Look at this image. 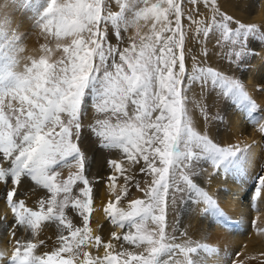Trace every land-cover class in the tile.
I'll list each match as a JSON object with an SVG mask.
<instances>
[{"label": "snow or ice", "instance_id": "snow-or-ice-1", "mask_svg": "<svg viewBox=\"0 0 264 264\" xmlns=\"http://www.w3.org/2000/svg\"><path fill=\"white\" fill-rule=\"evenodd\" d=\"M116 3V12L110 10L108 0H66L63 7L54 3L45 13L50 17L48 26L58 38H73L70 46L62 49L63 57L54 63L40 60L26 77L13 74L10 63L0 65V99L10 96L18 101V106L0 103V182L11 183L7 201L16 225L30 227L35 234L41 222L58 221L70 233L67 238L60 235L66 248L71 247L73 238L81 247L87 239L89 246L104 249L102 257L87 264H114L117 254H113L111 242L105 244L101 237L88 235L92 189L84 175L85 156L79 145L94 134L103 147L122 150L129 162L139 164L142 159L140 171L151 177L140 189L142 199L132 200L127 208L117 207L122 198L117 193L115 202L107 204L104 211L112 224L119 229L130 228L122 237L117 233L112 236L133 249L141 248L133 253L136 264H198L195 258L203 246L193 241L186 229L180 232L178 221L170 225L169 212L176 210L178 201L190 206L196 199L205 206V214L220 213L217 201L197 182L205 172L203 164L212 169L208 180L237 174L241 169L238 158L253 145L222 146L218 139L197 131L189 109L196 96L190 92L194 84L199 86L201 109L215 90L218 99L227 97L245 104L251 116L259 105L241 82L207 66L200 57L211 59L205 41L212 38L221 49L229 46V52L217 53L221 59L256 56L251 37L258 34L264 40V33L222 12L216 0H188L192 8L187 14L183 0ZM201 3L207 12L200 10ZM126 12L132 13L131 19ZM140 21L151 23L148 34H140ZM102 24H111L117 37L121 28L128 27H136V35L130 46L121 50L106 44ZM190 32L195 33L191 39L201 51L192 56L189 69L185 60L186 52L192 51L186 48ZM2 53L0 46V59L11 61ZM89 100L98 113L108 115L97 119L96 127L82 136L81 114ZM253 127L264 137V117ZM69 159L75 161L78 171L60 180L56 166ZM111 163L117 173L125 172L120 163ZM22 177H30L51 194L40 201L38 211L25 206L23 200L13 201ZM111 179L115 191L116 178ZM130 179L126 177V182ZM78 181L84 186L80 196L74 197L73 185ZM262 193L264 174L258 178L255 195ZM69 206L82 216L83 227L67 218ZM11 235L15 237V232ZM37 247L31 240L24 243L17 238L10 251H0V264H65L60 259L65 252L40 255L36 254ZM128 254L125 248L118 255L122 258Z\"/></svg>", "mask_w": 264, "mask_h": 264}, {"label": "rangeland", "instance_id": "rangeland-1", "mask_svg": "<svg viewBox=\"0 0 264 264\" xmlns=\"http://www.w3.org/2000/svg\"><path fill=\"white\" fill-rule=\"evenodd\" d=\"M153 2H155V0H153ZM260 2L261 0H216V5L227 15L233 16L234 19H237L242 23L253 24L257 27L259 33H264V17L259 16L260 14L258 13ZM54 3L58 7H63L66 0H0V46L3 47L2 55L11 57V61L0 59V65L10 63L9 70L13 74L26 77L33 65L38 63L40 60L46 59L50 63H54L63 57L64 53L62 49L70 46L73 38H58L55 35L54 29L48 26L50 17L45 15V13ZM183 4L186 6L185 14H187V12L191 10L192 6L188 5V0H183ZM142 6L143 5L141 4L140 7ZM108 7L113 12L119 11V5L116 3V0H108ZM199 8L202 12L208 11L202 3L199 5ZM55 15L56 14L53 13V16ZM125 15L128 19L132 18L131 12H126ZM139 23L140 34H148L151 30V23L144 21H140ZM182 23L187 26L188 22L182 18ZM101 28H106V44L121 50L124 47L130 46L132 38L135 37L137 31L136 27H128L127 29L121 28L120 35L117 37L115 29L111 24H107L106 26L102 24ZM193 35H195V33L190 32L189 39L186 41V48L192 49L191 53L186 52L185 63L186 67L189 69L191 68L192 56L198 55L201 51L200 45H198L195 40L191 39ZM217 35H219V33H217ZM200 39H203V37L201 36ZM251 39L253 40V47L258 53L256 56H252L250 58H233L232 60H229L227 57L221 59L217 53L223 54L229 52V46L226 44L225 47L221 49L216 45L215 38H212L210 42L205 41L211 59L200 57L201 59L206 60L207 66L213 67L223 74L236 78L241 82L252 101L259 105V108L254 110L251 116L248 114L245 104L237 103L233 99L227 97L218 99L215 90L205 98V107L204 109H201L199 101V86L194 84L192 86V92H190V95L195 93L196 96V98L193 99L192 103L189 105L192 122L195 125L196 130L209 135L214 140L218 139L222 146L239 143L237 140L239 133L235 132L237 129L234 132L231 129L235 118L238 119V123L240 122L238 127H241V123H243L244 127H246L249 131H251V129L254 131H252L253 133H250L246 128L243 129L244 133L247 131V134L245 133V135L250 138V143H252V141L253 143L256 142L259 137L260 139L263 138L253 126L255 125L256 120L264 117L261 115L263 112V105L261 101L263 100L264 95V90H262L264 87V70L261 73L262 75L259 77V84L256 83V86H254L251 82H247V77L250 73H252L251 75L256 73L258 68L255 63L264 62V59H261V57H264V51H262V49H264V40H261L258 34H253ZM9 84L10 81L6 83L5 87ZM0 103L18 106V101L10 96L0 99ZM107 115L108 114L98 113L91 100H89L88 108L83 110L81 114L82 136L84 131H90L92 128L96 127L97 119H105L107 118ZM112 122L115 123V120L113 119ZM254 133L257 134V136L253 135ZM249 134L251 136H249ZM252 135L256 137H252ZM79 146L85 156L84 175L88 178L89 185L92 189L93 208L97 206L94 204H98L101 199L99 198V194L105 192V184L103 183H106L109 179V181H113L111 177H115V181L120 179L122 180L123 178L125 182L123 184L124 187L121 186V189L118 192L121 193L122 198L121 201L116 204L117 207L127 208L132 200L143 198V193L140 189L145 186L146 182H150L151 177L140 171V167L143 165L142 159H140L139 164L129 162L127 156L122 152V150L103 147L99 143V138L94 134L90 139L85 138L84 142ZM114 160L117 163H120L125 169L123 174L117 173L112 166L111 162ZM259 160H261V158H259ZM261 161V164H259L263 165L264 158ZM90 164L91 167L88 168L87 166ZM203 167L205 172L202 176L197 178V182L200 185L202 184L201 186L208 192L209 188L214 184V181H218L219 178L208 180L207 177L212 172V169L207 163H204ZM101 169L103 170V173L101 172ZM56 171L59 173V179L65 180L70 175H75L78 169L75 161L69 159V161L56 166ZM88 171L91 172L88 173ZM104 173H108L107 176L109 173L110 175L108 177L103 176ZM127 175L132 177V179L127 180L126 182V177H129ZM221 176L223 175L221 174ZM137 184H139V188L137 187ZM83 186V183L79 181L77 184L73 185L72 195L74 197H79L80 189L83 188ZM109 202H115V200H111ZM198 205L204 206L203 203L196 199H193L190 204V206ZM190 206L182 201H178L176 210L174 212H169V224L171 225L173 222L178 221L180 232H183L182 227L184 220L182 221V217L184 211H186V209ZM91 213L89 225L91 224ZM65 215L68 219L72 220V222L74 221L73 224L77 227H80V225L83 227L82 216H80L79 213L71 206L65 210ZM109 220L110 218L106 221L108 226L112 228L117 227L116 225L112 226V222L109 223ZM63 230L66 231L67 238L70 233L67 228H63ZM119 230L121 231L119 236L122 237L130 230V228L126 225L124 229ZM169 231H171V228ZM75 240L76 238H73L71 242ZM83 243L86 249V244L88 243L87 239H85ZM111 244L114 246L113 254H117V259L114 261V264H136V257L133 253H139L141 248L138 247L133 249L131 244L124 242L122 239H115V241ZM84 247H81L80 244H78L77 249L79 252H83V254L85 253L84 255L88 256V258L91 256H98L96 252H93L91 255L89 251H83L85 250ZM101 248L102 247L98 250H101ZM125 248L129 250V254L122 258L119 257L118 254ZM101 253L104 255V249L101 250ZM173 255H175V253H173Z\"/></svg>", "mask_w": 264, "mask_h": 264}, {"label": "bare ground", "instance_id": "bare-ground-1", "mask_svg": "<svg viewBox=\"0 0 264 264\" xmlns=\"http://www.w3.org/2000/svg\"><path fill=\"white\" fill-rule=\"evenodd\" d=\"M258 13L260 14L259 16L264 17V0L260 2ZM255 64H257L258 68L256 73L253 75L250 73L247 77V82H251L254 86H256V83L259 84V77L264 70V62ZM261 102L263 105L261 115L264 116V95ZM237 120L235 118L231 129L233 132L237 129L235 132L239 133L237 139L239 144L242 146L244 144L253 145V148L238 158L241 162L239 173L231 174L228 177L221 176L209 188L208 193L217 201L221 210L220 213L213 214L208 212L205 214V206L198 205L190 206L184 211L182 217V221L184 220V223L182 222V231L186 229L188 236L193 241L200 242L203 246L200 256L195 258L198 260V264H264V193L260 197L255 195L258 187V178L264 174V163L260 165L261 160L264 158V137L261 139L259 137L256 142L253 143L252 141L250 143V138L245 135L247 131L244 133L243 130L246 127H244L243 123H241V127H238L240 122L238 123ZM252 131L251 129L249 132L251 133ZM253 135L257 136L255 133ZM253 135L252 137H256ZM249 136L251 135L249 134ZM87 167L90 168L91 164ZM101 172L103 173V170ZM107 174L104 173L103 176H107ZM109 180L103 183L105 184V192L99 194L101 199L98 204H94L97 206L92 207L91 224L89 225L91 229L88 232V235L92 237H101L105 244L114 242L115 238L112 233L120 235L121 231L117 227L108 226L106 221H108L109 217L104 209L109 201L115 200L116 194L125 183L123 178L122 180L117 179L118 181H115V191H113V181ZM10 188V182H0V251H10L15 239L18 238L24 243L29 240L36 243L38 245L35 250L36 254H59L65 252L66 254L60 256V259L64 260L65 264H68V262H71V264H87L90 259L95 258V256L88 258V256L84 255L85 253L79 252L77 240L70 242L71 247L66 248L64 241L60 239V235L63 234L66 238L67 234L59 226L58 221L41 222L35 234H33V230L30 227L16 225L15 216L7 201V192ZM50 195L46 189L41 185H37L30 177H22L21 183L17 186L16 194L13 196V201L23 200L25 206L38 211L40 201L47 200ZM109 221L111 223V220ZM13 231L15 232V237L11 235ZM40 241H43V243H39ZM98 249L97 247L89 246L88 242L86 249L83 251H89L91 255L96 252L98 256H103L101 253L103 247L101 250ZM205 251L209 254L204 255Z\"/></svg>", "mask_w": 264, "mask_h": 264}]
</instances>
